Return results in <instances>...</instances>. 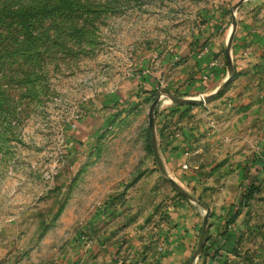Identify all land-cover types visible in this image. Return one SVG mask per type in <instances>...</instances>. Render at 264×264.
Listing matches in <instances>:
<instances>
[{"label": "rangeland", "instance_id": "374dc122", "mask_svg": "<svg viewBox=\"0 0 264 264\" xmlns=\"http://www.w3.org/2000/svg\"><path fill=\"white\" fill-rule=\"evenodd\" d=\"M234 16L264 34V0H0V264H64L89 236L155 264L180 199L210 212L188 263L264 264V93L221 97L232 44L227 86L193 88Z\"/></svg>", "mask_w": 264, "mask_h": 264}, {"label": "crops", "instance_id": "0c3cea01", "mask_svg": "<svg viewBox=\"0 0 264 264\" xmlns=\"http://www.w3.org/2000/svg\"><path fill=\"white\" fill-rule=\"evenodd\" d=\"M240 23L239 21L236 24L232 41V50L233 53L234 51L236 52L237 56L236 59L234 57V66L242 71L221 95V97L226 98L231 101V103L238 100H252L264 93V34L254 26H250L247 22ZM223 48H225L223 43L219 41L213 43L212 52L217 53V57L209 61V69H200V80L193 82V88L196 92L211 93L212 95L224 86L223 82L230 74V69L228 63L225 65L223 64V54L226 60L227 53L225 49L223 51ZM237 62H239V64ZM195 73H197V71ZM205 74H207V76H205ZM248 74H251V76L247 77ZM260 75L261 78H259ZM202 102L205 106L209 105L206 101ZM186 103H178L176 106H172L169 109L172 112L178 111L184 114L187 109V106H185ZM226 105H228L227 102L223 104L224 107ZM205 106H203L204 111H202L203 120L209 117V110L211 113H217L219 115H221L220 111L223 110V108L219 106L209 105L208 108ZM203 120L200 126L197 127L201 129V131L207 126L206 122L204 123ZM193 131L197 132V130L194 129L192 132L187 130L184 132V137L188 142L193 139ZM218 135H221V130H219ZM172 142L174 143L175 141L173 140ZM180 146L182 147L183 145L180 144L177 147L180 148ZM181 151H183V149ZM176 202H178V204L180 202V204L176 211L177 215L175 216V221L170 227V230H167L166 233L163 234L165 240L164 248L155 259V264H193L188 263V258L195 254L193 247L200 235L202 236L204 217L201 218L200 206L183 199ZM115 251L113 245H108L106 239L97 237L91 239V236H89L88 240H84L80 248L74 250L72 256L69 257L64 264H122L120 263L121 259L118 260L115 258ZM215 261L216 262L213 263L210 262V264H219L221 260L220 258H216Z\"/></svg>", "mask_w": 264, "mask_h": 264}, {"label": "water", "instance_id": "95a60500", "mask_svg": "<svg viewBox=\"0 0 264 264\" xmlns=\"http://www.w3.org/2000/svg\"><path fill=\"white\" fill-rule=\"evenodd\" d=\"M242 0H238V3H240ZM233 22H234V25L230 31V34H229V38H228V45L226 47V52H227V56H228V66H229V69L230 71H233V62H232V58H231V54H230V45L232 44V41H233V37H234V33H235V29H236V24H237V19L236 17L234 16L233 17ZM232 74L230 73L227 78L225 79V81L223 82V85H225L228 80L231 78ZM159 99V96H157L153 103L151 104V107H150V112H149V115H150V128L153 127L154 125V116H153V108L155 106V103L158 101ZM198 98L196 96H175V100L177 102H180V103H185V102H194L196 101ZM171 180L174 181V178L171 177ZM209 209L206 210L205 212V215H204V220H203V231L206 230L207 228V224H208V218H209Z\"/></svg>", "mask_w": 264, "mask_h": 264}, {"label": "trees", "instance_id": "16d2710c", "mask_svg": "<svg viewBox=\"0 0 264 264\" xmlns=\"http://www.w3.org/2000/svg\"><path fill=\"white\" fill-rule=\"evenodd\" d=\"M226 59L228 60L227 54H226ZM228 81H229V80H228ZM227 84H228V82H227L225 85L227 86ZM225 85H224V87H226ZM224 87H222L221 89H223ZM221 89H220L218 92L222 91ZM3 91H4V89H0V94L3 93ZM0 96H1V95H0ZM193 103H195V101H194ZM149 137H150L151 140H153V128H149ZM249 189H250V190L248 191V194H246V199H249L250 196L253 194L254 187L251 186V188H249ZM236 213H237V212H236ZM240 215H241V210L238 211V213L235 215V220H236V219L238 218V216H240ZM236 216H237V218H236ZM229 237H230V235L228 234L227 238H229ZM228 240H229V239H228ZM228 249H230V250H236L235 246H232L231 248H228Z\"/></svg>", "mask_w": 264, "mask_h": 264}, {"label": "built area", "instance_id": "2783aa9c", "mask_svg": "<svg viewBox=\"0 0 264 264\" xmlns=\"http://www.w3.org/2000/svg\"><path fill=\"white\" fill-rule=\"evenodd\" d=\"M205 76H207V74H205Z\"/></svg>", "mask_w": 264, "mask_h": 264}]
</instances>
